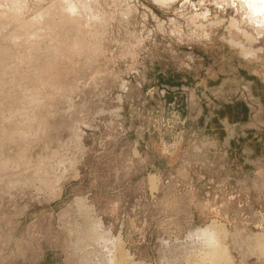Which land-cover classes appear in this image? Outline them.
Listing matches in <instances>:
<instances>
[{
    "label": "rangeland",
    "instance_id": "1",
    "mask_svg": "<svg viewBox=\"0 0 264 264\" xmlns=\"http://www.w3.org/2000/svg\"><path fill=\"white\" fill-rule=\"evenodd\" d=\"M50 1L26 0L0 30V264H106L95 246L119 242L130 264H175L215 219L232 264H264L251 241L264 240V27L239 0H82L90 21L72 18L104 35L95 66L30 26L58 23L38 16ZM32 47L60 55L57 91L21 79Z\"/></svg>",
    "mask_w": 264,
    "mask_h": 264
},
{
    "label": "bare ground",
    "instance_id": "2",
    "mask_svg": "<svg viewBox=\"0 0 264 264\" xmlns=\"http://www.w3.org/2000/svg\"><path fill=\"white\" fill-rule=\"evenodd\" d=\"M39 2V0H37ZM43 1V0H41ZM82 1V0H81ZM89 1V0H88ZM94 1V0H93ZM154 1V0H153ZM155 1H160L164 3V1L166 0H155ZM230 1V0H229ZM240 1V5L242 7V9L244 10V13L246 14L247 18H249V20L254 23L258 29V27L260 28L261 26L264 27V17L260 16L257 14L256 10H254L253 8H250L248 7V4L249 3H252V0H239ZM75 2V1H74ZM73 1H66V0H51L50 1V4L48 5V7H46L44 10H42L40 12V14L38 15L40 18H42L45 14H48L49 12H52L54 14H59L60 15V19L58 18V23H51V21H49L48 23H42L41 22H37V23H31L30 26H33V25H39L41 26L42 28H44V25L46 24L45 26V29H43L42 31V36H46L48 37L49 39H52L54 41L57 40L61 42L62 45H66L67 47H72V48H75L80 54L82 53H85L88 57L91 58H94V62L97 63V60L98 58L100 57V52H103V34L100 35V32L99 34L97 33V30L95 28V30L93 29V27H90V28H87L85 26L86 23L89 20V18L87 19V13L90 12V10L88 11L87 7L90 3H88V5H85V1L81 2V3H77V0H76V3L74 4ZM80 2V1H78ZM92 2V0H91ZM156 2V3H157ZM93 3V2H92ZM155 3V2H154ZM26 0H0V30L1 28L4 29L6 28L7 26L11 25V19L8 18L7 19H4L3 16H7L8 13L12 14V13H17V14H20L22 13V11L26 8ZM161 4V3H160ZM89 7V6H88ZM91 8V7H90ZM92 11V10H91ZM65 16H64V15ZM93 14V13H92ZM77 17V15L80 17H82V20L81 21H84L85 17L86 19L85 20H88L87 22H85V28H87V30L89 29L90 33H88V35L83 32V30L85 29L82 26H80L77 22L78 19H73L72 17L74 16ZM89 15V14H88ZM92 16V15H91ZM90 16V17H91ZM68 18V20H66ZM84 18V19H83ZM96 17L93 18H90L91 20H95ZM101 18V17H100ZM80 19V18H79ZM97 19V18H96ZM103 21V19H102ZM93 22V21H92ZM91 22V23H92ZM249 22V21H248ZM51 23V24H50ZM90 23V22H89ZM95 24V23H93ZM231 25H235V22H232L230 24ZM26 27H29V25H27ZM97 27V26H96ZM235 27V26H234ZM83 28V29H81ZM256 29V28H255ZM88 31V32H89ZM260 32V31H259ZM258 32V33H259ZM84 33V34H83ZM87 33V32H86ZM260 34V33H259ZM245 37H246V33H245ZM250 38V36H249ZM248 38V39H249ZM51 41V40H50ZM59 42V43H60ZM230 43V42H229ZM242 47V46H241ZM32 49L34 50V52L31 51V53H34L38 58H40V60L36 61L35 62V65H31V67L29 66L28 64V70H26V74H24L23 76H21V79L23 80H26L28 83H32V85H41V84H45V88L48 86V87H51L53 88V90L55 89L57 91V85H59L60 83L58 81V78L57 76L55 77V72H57L58 70L61 71L60 67L62 68V66H60L61 63H59V61L62 59H60L58 61V57H54V53L51 49H47L45 48L44 50L41 49V50H36L35 48L32 47ZM9 52H12L10 49L6 48V47H0V64L2 63V61H4L5 58H12V55L9 53ZM36 52V53H35ZM241 52L244 53V54H249L250 53V50L249 49H244L242 48L241 49ZM93 54V55H92ZM104 54V53H103ZM83 55V54H82ZM91 55V56H90ZM32 56V55H31ZM35 56V58H37ZM43 56H45L43 58ZM247 56V55H246ZM62 58V57H61ZM101 58V57H100ZM103 59V58H102ZM33 60V59H32ZM92 60V59H91ZM35 61V59H34ZM60 61V62H61ZM64 61V59H63ZM101 61V60H100ZM38 62V63H37ZM99 62V60H98ZM95 64V63H94ZM26 66H27V62H26ZM34 66V67H33ZM95 66H98V63L97 65ZM65 67V66H64ZM27 68V67H26ZM22 69V68H21ZM25 69V68H24ZM11 71V70H9ZM58 71V72H59ZM57 75V74H56ZM67 76V75H65ZM107 77V76H106ZM111 77V76H109ZM106 79V78H105ZM104 78L102 80H105ZM67 80V79H66ZM66 80L63 82L65 84ZM69 80V79H68ZM57 82L59 84H57ZM62 82V81H61ZM62 83V84H63ZM63 84V85H64ZM36 86V87H37ZM62 86L61 84L59 85V87ZM41 88H42V85H41ZM47 89V88H46ZM4 90V89H3ZM7 89L4 90V92H2V94L4 93V95L6 96V94H8V91L7 93L5 94V91ZM50 91V93L53 92L52 89H47V91ZM52 91V92H51ZM122 91V90H121ZM48 93V92H46ZM10 94V93H9ZM9 94L6 96L8 98L9 97ZM1 95V94H0ZM2 95V98L5 96ZM49 94H47L48 96ZM53 95V94H52ZM52 95H49L50 97ZM55 95V94H54ZM48 96V97H49ZM1 97V96H0ZM49 97V98H50ZM0 98V99H2ZM52 98V97H51ZM7 99V98H5ZM3 99V100H5ZM11 99V98H10ZM9 101V99H7ZM49 100V99H48ZM2 101V100H1ZM5 102V101H4ZM2 103V102H1ZM3 113V106H1L0 104V116L2 115ZM101 113V112H100ZM88 122V121H87ZM48 125V123L46 124ZM90 126V125H89ZM47 128V127H46ZM20 129H23V126H20L18 127L17 131H20ZM26 132L27 133V137L30 135V134H33L34 132H36L37 130V127L34 125L33 122H29L28 124V127L25 128ZM19 132H17L16 134H18ZM75 133V132H73ZM29 134V135H28ZM78 134V133H77ZM75 137L78 136L76 134H74ZM8 136V135H7ZM80 136V135H79ZM20 140H23L22 137H20ZM3 143H4V137H2L0 135V148L3 147ZM19 146V145H18ZM23 147L20 148L19 147V156H26L28 155L30 152L32 153V148H30L29 145H22ZM17 149V148H16ZM18 150V149H17ZM1 153V152H0ZM11 160H7L6 158H4V156H0V171H6L7 169V165H6V162H8V164H10ZM62 163V162H60ZM59 163V164H60ZM61 165V164H60ZM66 170V169H65ZM64 170V171H65ZM63 171V172H64ZM2 173V172H0ZM3 174V173H2ZM49 174V173H48ZM45 176H49V175H45ZM50 177V176H49ZM48 177V178H49ZM58 177V176H57ZM55 177V178H57ZM62 177V175L60 176V178ZM59 178V179H60ZM46 179V178H45ZM151 179V178H150ZM149 179V180H150ZM58 180V179H57ZM56 180V181H57ZM152 180V179H151ZM154 180V179H153ZM43 182H45L44 180H41ZM153 182V181H152ZM155 182V180H154ZM153 182V183H154ZM151 184V182H150ZM152 186V185H151ZM54 187H55V184H54ZM52 188V186H51ZM50 186H49V189L51 190ZM57 188V187H55ZM53 188V189H55ZM155 188V187H154ZM154 188H151V189H154ZM157 188V187H156ZM155 188V189H156ZM58 190V188H57ZM47 191V190H46ZM50 192V191H49ZM48 192V194H50ZM54 192V191H53ZM47 196V195H46ZM48 197V196H47ZM50 200V199H49ZM74 201V200H73ZM77 202V201H76ZM75 204V203H74ZM89 207V206H88ZM88 209V208H86ZM85 209V210H86ZM90 209V208H89ZM90 213V212H89ZM83 214V213H82ZM78 215V214H77ZM88 218V217H87ZM64 220V219H63ZM67 220V218H66ZM69 220V219H68ZM83 220V219H82ZM93 220V219H92ZM216 220V219H215ZM214 220V221H215ZM210 222L209 224L205 225V226H199V227H196L194 230H191L189 231V234H188V243L189 245L185 244V246L187 245V248L185 252H182L181 255H178L179 257H181L179 260H176V263L177 264H229L231 262L232 264V260L230 259V254H229V250L226 246V243L224 241V235L226 233V231H224L223 227H221L220 225H218L219 223H216V222ZM65 222V221H64ZM69 222V221H68ZM89 222V221H88ZM72 223V222H71ZM83 223V222H82ZM88 224V223H87ZM95 224V223H94ZM68 225V224H67ZM97 225V224H96ZM85 226V225H84ZM98 226V225H97ZM97 226L94 225V228H96ZM237 226V225H236ZM86 227V226H85ZM103 227V226H102ZM72 228V227H70ZM88 228V227H87ZM237 228V227H236ZM97 229V228H96ZM102 229V228H101ZM65 230V229H64ZM86 230V231H85ZM84 231L87 233V230L88 229H85ZM90 230V229H89ZM88 230V231H89ZM235 230V229H234ZM78 231V230H77ZM93 231V229H92ZM248 231V230H247ZM67 232V231H66ZM91 232V230L89 231ZM94 232V231H93ZM92 232V233H93ZM96 232V230H95ZM98 232V230H97ZM78 233V232H77ZM75 233V234H77ZM83 233V231H82ZM85 233V234H86ZM233 233V232H232ZM241 233V232H239ZM245 233V232H244ZM81 234V233H80ZM80 234H77L78 236ZM84 234V235H85ZM91 234V233H90ZM95 236L96 233H93ZM102 234V233H101ZM101 234H100V237H101ZM229 234V233H228ZM83 235V234H82ZM83 235V237H84ZM87 235V234H86ZM89 235V234H88ZM87 235V236H88ZM99 235V233H98ZM245 235V234H244ZM251 235V234H250ZM261 235V234H260ZM81 236V235H80ZM78 237L79 240L81 237ZM92 236V235H91ZM103 236V234H102ZM105 236V235H104ZM239 236V235H238ZM243 236V235H242ZM76 237V235H75ZM90 237V236H89ZM87 238H84V239H87L90 241V239ZM96 237V236H95ZM248 237V236H247ZM77 238V239H78ZM97 238V237H96ZM95 238V239H96ZM102 238V237H101ZM111 238V237H110ZM251 238V237H250ZM260 238V237H259ZM76 239V238H75ZM83 239V238H82ZM92 239L94 240V237H92ZM103 239V238H102ZM108 240V239H107ZM111 240V239H110ZM114 240V238L112 239ZM116 240V239H115ZM114 240V241H115ZM261 239H258L257 238V234L255 233V236L253 235L252 237V240L253 243L252 245H256L257 249H259V251H262L264 250V240L263 241H260ZM78 244L79 242L81 241H77L75 240ZM74 241V242H75ZM82 241H85V240H82ZM95 241V240H94ZM118 241V239H117ZM73 242V243H74ZM116 242V241H115ZM119 242V241H118ZM243 242V241H242ZM262 242V243H261ZM82 242H80V245H81ZM108 243H110L108 241ZM112 243L113 241H111V246H112ZM238 243V241H237ZM240 243V242H239ZM247 243V242H246ZM242 244V243H241ZM244 244H245V240H244ZM88 245H90L88 243ZM107 245V243H103V245H101L100 247H105ZM110 245V244H109ZM108 245V246H109ZM114 245V244H113ZM246 245V244H245ZM76 246V245H75ZM78 246V245H77ZM93 246V245H92ZM96 248H94V251H93V255L95 256V263H99V261L102 260H107V261H103L105 262L106 264H130V258H129V255L127 254L126 250L125 249H122L121 248V245H120V242L117 243V245L115 247H113L115 250H109L111 247H107V248H104L102 250H96L97 249V246H95ZM244 247V246H243ZM251 247V246H250ZM66 248V247H65ZM186 248V247H185ZM184 248V249H185ZM112 249V248H111ZM245 250V249H243ZM253 250V249H251ZM255 250V249H254ZM75 251V249H74ZM258 251V252H259ZM106 252V253H105ZM245 252V251H244ZM252 252V251H251ZM250 252V254H251ZM254 252V251H253ZM257 252V253H258ZM160 253V252H159ZM68 254V253H67ZM184 254V255H183ZM256 254V253H255ZM166 255V254H164ZM177 255V254H176ZM260 255V254H259ZM81 256V255H79ZM87 256H85V254L83 255V258H85L84 260L85 261H89L90 260V254L87 252ZM160 256V255H159ZM177 257V256H176ZM245 257V256H244ZM108 258V259H107ZM161 258V257H160ZM178 258V257H177ZM71 259V258H70ZM79 259H81L79 257ZM92 259V258H91ZM125 259H129V261L125 260ZM72 260H73V257H72ZM74 261V260H73ZM79 261V260H78ZM126 261V262H125ZM161 261V259H160ZM82 262V261H81ZM102 263V262H101ZM175 263V264H176ZM260 263V262H259ZM74 264V263H73ZM81 264V263H80ZM84 264V263H83ZM94 264V262L92 263ZM104 264V263H102ZM133 264V263H132ZM162 264V263H161Z\"/></svg>",
    "mask_w": 264,
    "mask_h": 264
},
{
    "label": "clouds",
    "instance_id": "3",
    "mask_svg": "<svg viewBox=\"0 0 264 264\" xmlns=\"http://www.w3.org/2000/svg\"><path fill=\"white\" fill-rule=\"evenodd\" d=\"M248 7L253 8L258 15L264 17V0H252Z\"/></svg>",
    "mask_w": 264,
    "mask_h": 264
}]
</instances>
